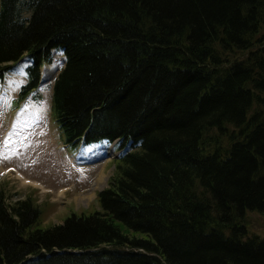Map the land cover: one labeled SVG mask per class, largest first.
I'll return each instance as SVG.
<instances>
[{
    "label": "trees",
    "instance_id": "obj_1",
    "mask_svg": "<svg viewBox=\"0 0 264 264\" xmlns=\"http://www.w3.org/2000/svg\"><path fill=\"white\" fill-rule=\"evenodd\" d=\"M73 149L120 151L100 209L43 226L0 185V264H264V0H0V80L25 57Z\"/></svg>",
    "mask_w": 264,
    "mask_h": 264
},
{
    "label": "rangeland",
    "instance_id": "obj_2",
    "mask_svg": "<svg viewBox=\"0 0 264 264\" xmlns=\"http://www.w3.org/2000/svg\"><path fill=\"white\" fill-rule=\"evenodd\" d=\"M26 63L22 57L0 80V170L6 169L0 171V185L9 201L31 195L42 209L41 225L50 226L61 223L73 211L100 209L98 192L108 186L120 151L114 143L106 142L75 149L66 145L52 102L63 54L54 51L53 66L42 65L37 97H20L21 86L27 81ZM98 174H102L100 180ZM247 218L249 234L264 237V216L249 211Z\"/></svg>",
    "mask_w": 264,
    "mask_h": 264
},
{
    "label": "bare ground",
    "instance_id": "obj_3",
    "mask_svg": "<svg viewBox=\"0 0 264 264\" xmlns=\"http://www.w3.org/2000/svg\"><path fill=\"white\" fill-rule=\"evenodd\" d=\"M53 53H54V52H53ZM49 66H53V64L51 63V64H49ZM105 151L107 152V150H105ZM76 158H77V161L80 160V159L78 160V158H80L79 156H77ZM72 160H73V159H72ZM3 168H4V167H3ZM5 168H6V167H5ZM2 170H6V169H2V168H1L0 171H2ZM8 170H9V171H13L14 168H13V167H9ZM19 175H20V173H19ZM96 177H97V180H100V179L102 178V174H98ZM83 197H85V196H81V197L78 196L77 199H79V198L82 199ZM89 197H90V196H89ZM89 197L87 196V197H85V198L88 199Z\"/></svg>",
    "mask_w": 264,
    "mask_h": 264
}]
</instances>
